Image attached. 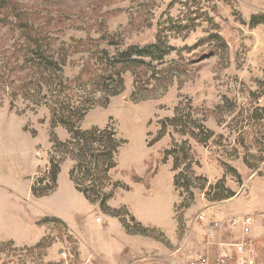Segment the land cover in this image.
Instances as JSON below:
<instances>
[{
	"label": "rangeland",
	"instance_id": "obj_1",
	"mask_svg": "<svg viewBox=\"0 0 264 264\" xmlns=\"http://www.w3.org/2000/svg\"><path fill=\"white\" fill-rule=\"evenodd\" d=\"M219 230L264 264V0H0V264L187 263Z\"/></svg>",
	"mask_w": 264,
	"mask_h": 264
},
{
	"label": "trees",
	"instance_id": "obj_2",
	"mask_svg": "<svg viewBox=\"0 0 264 264\" xmlns=\"http://www.w3.org/2000/svg\"><path fill=\"white\" fill-rule=\"evenodd\" d=\"M157 49V44L145 46L142 49V52L144 54L143 57H150L154 52H158ZM35 52L38 51L36 50ZM98 132L100 134L106 133L107 139L96 137ZM111 136L114 139H112ZM72 139L73 143L76 145V148H78L77 152L80 154V158H77L79 167H81L82 165H86L91 168L93 166L94 171L97 172H107L109 170L110 167H108L107 162L112 161L113 155L116 153V150L119 147V141L115 139V135L113 133L97 130L74 131L72 132ZM58 172V163L52 164L51 170L48 173V177L50 178L49 181L52 185H55L56 183ZM71 176L73 177L72 173Z\"/></svg>",
	"mask_w": 264,
	"mask_h": 264
},
{
	"label": "built area",
	"instance_id": "obj_3",
	"mask_svg": "<svg viewBox=\"0 0 264 264\" xmlns=\"http://www.w3.org/2000/svg\"><path fill=\"white\" fill-rule=\"evenodd\" d=\"M202 219V217H200ZM97 222L100 221L99 218L96 219ZM221 221H212L209 222V228L207 231V235L209 239H213L216 231L221 228ZM227 223L231 226L236 224L240 225L242 229V233L247 236L250 232L251 219L250 218H242L236 219L235 217H231L227 220ZM232 247V250L229 249ZM256 248L252 241L244 240L238 244L234 245H225L219 244L218 256L215 262L212 264H227L230 261L235 262L236 264H255ZM187 264H211L208 261V257L206 255H193L187 261Z\"/></svg>",
	"mask_w": 264,
	"mask_h": 264
},
{
	"label": "crops",
	"instance_id": "obj_4",
	"mask_svg": "<svg viewBox=\"0 0 264 264\" xmlns=\"http://www.w3.org/2000/svg\"><path fill=\"white\" fill-rule=\"evenodd\" d=\"M223 234H224L223 230H219L215 238V241L205 244L202 248L203 250L200 249L202 250L201 252L202 253L204 252V254L208 257V260L211 263H213L217 259L218 251H219V244H225V245L229 244V242H227V239L223 237L224 236ZM174 263L175 264H187L186 261H180V260L173 261L171 263H160V264H174ZM228 264H234V263L229 262Z\"/></svg>",
	"mask_w": 264,
	"mask_h": 264
}]
</instances>
